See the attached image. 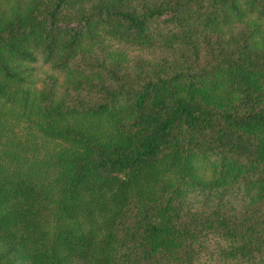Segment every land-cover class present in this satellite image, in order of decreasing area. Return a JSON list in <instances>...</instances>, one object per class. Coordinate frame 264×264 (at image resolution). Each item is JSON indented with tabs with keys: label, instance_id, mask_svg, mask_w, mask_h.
Here are the masks:
<instances>
[{
	"label": "trees",
	"instance_id": "trees-1",
	"mask_svg": "<svg viewBox=\"0 0 264 264\" xmlns=\"http://www.w3.org/2000/svg\"><path fill=\"white\" fill-rule=\"evenodd\" d=\"M244 172L255 202L185 203ZM115 188L99 264H264V0H0V243L87 261Z\"/></svg>",
	"mask_w": 264,
	"mask_h": 264
},
{
	"label": "rangeland",
	"instance_id": "rangeland-1",
	"mask_svg": "<svg viewBox=\"0 0 264 264\" xmlns=\"http://www.w3.org/2000/svg\"><path fill=\"white\" fill-rule=\"evenodd\" d=\"M207 176V175H204ZM183 175L178 161L163 172H158L140 184V194L143 198L152 199L159 197L170 186L177 184ZM261 189V176L252 172H244L234 176L222 184L210 183L207 187L186 191L184 193L185 203L196 208L199 206L214 207L220 205L222 208H240L255 202ZM118 189H108L105 192L104 214L97 219L98 227L94 232L93 249L87 261L73 262L68 264H99L104 253V245L110 239V231L113 225L114 216L119 209ZM17 236L23 234L17 233ZM37 235H25L18 241L15 247L0 243V254H6L14 261V264H36L32 259L30 250L37 254ZM39 257V256H38ZM36 259V258H34ZM42 263L48 261L41 259Z\"/></svg>",
	"mask_w": 264,
	"mask_h": 264
}]
</instances>
